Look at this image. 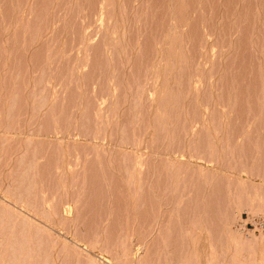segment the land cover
<instances>
[{
    "label": "rangeland",
    "instance_id": "374dc122",
    "mask_svg": "<svg viewBox=\"0 0 264 264\" xmlns=\"http://www.w3.org/2000/svg\"><path fill=\"white\" fill-rule=\"evenodd\" d=\"M261 75L264 0H0V237L33 264H264L234 227L264 198Z\"/></svg>",
    "mask_w": 264,
    "mask_h": 264
},
{
    "label": "bare ground",
    "instance_id": "6f19581e",
    "mask_svg": "<svg viewBox=\"0 0 264 264\" xmlns=\"http://www.w3.org/2000/svg\"><path fill=\"white\" fill-rule=\"evenodd\" d=\"M258 58V57H257ZM257 58H255V59H257ZM260 58V57H259ZM104 62V61H103ZM250 63V62H249ZM104 65V64H103ZM256 65H257V63H256ZM109 66V65H108ZM107 66V67H108ZM261 68V67H260ZM103 69V68H102ZM105 69V68H104ZM108 69V68H107ZM109 72V71H108ZM104 74H105V71H104ZM261 74H262V72H261ZM260 75V74H259ZM107 76V75H106ZM261 77H262V80L261 81H263V87H264V76H262L261 75ZM255 78H257V77H255ZM260 78V77H259ZM260 81V82H261ZM261 85V84H260ZM259 86V85H258ZM261 87H262V85H261ZM261 91H263V89L261 88ZM166 93H168V92H166ZM172 93V92H171ZM264 94V93H263ZM166 95V94H165ZM170 95V94H169ZM254 95V94H253ZM170 97H172V95L171 96H169L168 97V99L170 98ZM256 98V97H255ZM176 99V98H175ZM254 99V98H253ZM164 100V99H163ZM257 100V99H256ZM165 101V100H164ZM164 101H162V103L164 102ZM167 101H169V100H167ZM171 101V100H170ZM173 101V100H172ZM171 101V102H172ZM181 101V100H180ZM166 102V101H165ZM44 103V102H43ZM162 103L160 104L161 105V108L160 109H163L162 108ZM45 104V103H44ZM152 104V103H151ZM180 104V103H179ZM164 105H165V103H164ZM172 105V104H171ZM198 105V104H197ZM168 106H169V103L167 104V108H168ZM254 107V106H253ZM256 107V106H255ZM174 108H175V106H174ZM173 108V109H174ZM159 110V109H158ZM165 110V109H164ZM172 110V109H171ZM177 110V109H176ZM200 110V109H199ZM257 110V109H256ZM168 112V111H167ZM175 112V111H174ZM197 112V111H196ZM156 113H159V112H156ZM174 114V113H173ZM158 115H160V114H157V116ZM157 116L155 117V121H154V123L156 122V124L160 127V122L161 121H159V117L160 116H158V118H157ZM171 116V115H170ZM174 116V115H173ZM197 116V115H196ZM256 116H257V114H256ZM198 117V116H197ZM199 117H200V115H199ZM161 118V117H160ZM196 118V117H195ZM254 118V117H253ZM171 119V118H170ZM99 120H101V119H99ZM161 120V119H160ZM163 120V119H162ZM164 121V120H163ZM166 124V123H165ZM154 126V125H153ZM205 127V126H204ZM158 128V127H157ZM167 129V128H166ZM202 129V128H201ZM160 130V129H159ZM158 130V131H159ZM207 130H209L208 128H207ZM201 131V130H200ZM157 132V131H156ZM193 133V132H192ZM209 133V132H208ZM156 134V133H155ZM158 134V133H157ZM206 134V133H205ZM159 135V134H158ZM201 135V134H200ZM164 136H165V134H164ZM207 136V135H206ZM210 136H211V134H210ZM213 136V135H212ZM211 136V137H212ZM153 137V136H152ZM208 137V136H207ZM202 138V137H201ZM159 140V139H158ZM163 140V139H162ZM169 140H170V136H169ZM214 140V139H213ZM164 141H165V139H164ZM170 143V142H169ZM208 144H210L211 145V142L209 143V140H208ZM205 145V144H204ZM156 146V145H155ZM170 146V145H169ZM202 149V148H201ZM157 150V149H156ZM60 156V155H59ZM58 158H60L61 159V157H58ZM98 162V161H97ZM110 162V161H109ZM68 164H70L69 163V161H68V159L67 158H65V157H63V159H61V160H59L58 159V161H56L53 165H55L54 166V168H59V167H61L62 169H68V167H67V165ZM97 164H99V163H97ZM126 164V163H125ZM137 164V165H136ZM135 164V168L136 167H138L139 166V163H138V161H137V163ZM59 165V166H58ZM94 165V164H93ZM112 165V164H111ZM131 165H133L132 163H131ZM31 166V165H30ZM66 168H65V167ZM126 166V165H125ZM98 167V166H97ZM60 169V168H59ZM131 169V168H130ZM137 169V168H136ZM104 170V169H103ZM108 170V169H107ZM94 171V170H93ZM128 171V170H127ZM96 172V171H95ZM124 172V171H123ZM130 172V171H129ZM93 173V172H92ZM125 173V172H124ZM144 174V173H143ZM176 174V173H175ZM98 175V174H97ZM109 175V174H108ZM147 175H148V172H147ZM202 175V174H201ZM96 176V175H95ZM99 176V175H98ZM114 176V175H113ZM150 176V175H149ZM92 177V176H91ZM119 177V176H118ZM134 177V176H133ZM144 177V176H143ZM95 178V177H94ZM124 178V177H123ZM123 178H122V180H123ZM147 178V177H146ZM173 178V177H172ZM95 179H98V180H103V181H101L102 183L103 182H105L104 181V174H100V177H98V178H95ZM94 179V180H95ZM108 179V178H107ZM117 179V178H116ZM126 179V178H125ZM140 179V178H139ZM135 180V179H134ZM120 181V180H119ZM117 182V181H116ZM134 182V181H133ZM175 182V181H174ZM180 182V181H179ZM206 183V182H205ZM25 184V183H24ZM119 184H120V182H119ZM122 184V183H121ZM168 184H170V183H168ZM181 184V183H180ZM107 185V184H106ZM179 185V184H178ZM184 185V184H183ZM199 185V184H198ZM201 185H202V183H201ZM110 186V185H109ZM133 186V185H132ZM131 186V187H132ZM162 186V185H161ZM174 186H175V183H174ZM180 186V185H179ZM140 187V186H139ZM164 187V186H163ZM170 187H171V185L169 186V188H168V186H167V188H168V190H171L170 189ZM177 187V186H176ZM181 187V186H180ZM185 187V186H184ZM183 186H182V188H184ZM203 187H204V185H203ZM202 187V188H203ZM147 190L148 191H151L152 192V194L154 193L155 194V192H154V189L152 188V184L150 183L148 186H147ZM35 189V188H34ZM54 189V188H53ZM125 189V188H124ZM113 190V189H112ZM134 190V189H133ZM173 190H177V189H173ZM180 190H181V188H179V192L177 193V194H179V193H181L180 192ZM203 190V189H202ZM140 191H141V187H140ZM136 192V191H135ZM173 193V192H172ZM176 193V192H175ZM175 193H173V194H175ZM64 194V193H63ZM185 194V193H184ZM199 194V193H198ZM144 195H146V194H144ZM151 195V194H150ZM157 195V194H156ZM172 195V194H171ZM176 195V194H175ZM175 195H174V197H175ZM181 195V194H180ZM197 195V194H196ZM148 196V195H147ZM152 196V195H151ZM155 196V195H154ZM177 196V195H176ZM180 197V196H179ZM178 197V198H179ZM200 197V196H199ZM148 198V197H147ZM155 198V197H154ZM259 198V197H258ZM130 199V198H129ZM175 200H176V197L174 198ZM255 199V198H254ZM109 200V199H108ZM137 200V199H136ZM135 200V201H136ZM139 200V199H138ZM147 200H150V199H147ZM155 200V199H154ZM124 201V200H123ZM129 201V200H128ZM132 201V200H131ZM152 201V200H151ZM157 201V200H156ZM168 202H170L169 201V199L167 200ZM197 201V200H196ZM203 201V200H202ZM33 202H34V200H33ZM118 202V201H117ZM134 202V201H133ZM181 202V201H180ZM38 203V202H37ZM147 203V202H146ZM174 203V202H173ZM131 204V203H130ZM136 204V203H135ZM152 204V203H151ZM198 204H199V201H198ZM170 205V204H169ZM168 204H167V206H165L167 209H168V211H165V212H163V210L161 209L162 207H159L158 209L156 208H154L155 210H156V213L154 214V216H155V218H157V221L158 220H165V223H164V227H163V230L164 231H168L169 229H170V219L168 218V219H166V218H164L166 215H168V216H170L169 214H171V209H170V207L172 208V206H173V204L171 203V205L169 206ZM197 205V204H196ZM138 206V205H137ZM128 207V206H127ZM182 208H183V206H181ZM251 207V212H252V214L254 213V214H257V213H259L262 209H264V198L263 199H259L257 202L255 201V204H253L252 206H250ZM128 208H130L131 210H133L134 209V205L133 204H131V206H129ZM142 208V207H141ZM152 208V207H151ZM176 208V207H175ZM184 208L185 209H188V208H186L185 206H184ZM201 208H203V207H201ZM136 209V208H135ZM138 209V208H137ZM136 209V210H137ZM153 209V208H152ZM151 209V210H152ZM185 209H183V210H185ZM149 210V209H148ZM151 210H149L150 212H152ZM182 210V211H183ZM140 211H142V210H140ZM139 211V209H138V213H141ZM145 211V210H144ZM149 211H146V213L148 212L149 213ZM173 211V210H172ZM180 211V210H179ZM181 211V212H182ZM186 211V210H185ZM112 212V211H111ZM143 212V211H142ZM175 212V211H174ZM180 212V213H181ZM58 213V212H57ZM121 213V212H120ZM185 213V214H184ZM186 213H187V211L186 212H183V215H185L186 216ZM132 214H133V212H132ZM144 214V213H143ZM176 214V213H175ZM188 214V213H187ZM135 215V214H134ZM139 215V214H138ZM165 215V216H164ZM181 215V214H180ZM179 215V216H180ZM183 215L181 216V217H179V218H181V220L179 219V221H180V224H175V226L176 225H178L176 228L180 231V234H181V236H186L187 235V233L188 232H186V230H185V228H184V226H185V222H186V220H185V218H183ZM143 216V215H142ZM164 216V217H163ZM8 217V216H7ZM136 217V216H135ZM138 217H140V216H138ZM133 218V217H132ZM152 218V217H151ZM163 218V219H162ZM184 220H183V219ZM186 218H187V216H186ZM202 215L201 216H199V217H197V218H194V224L195 225H199L200 223H202ZM13 220V219H12ZM152 220H153V218H152ZM11 221V220H10ZM14 221V220H13ZM124 221V220H123ZM12 222V221H11ZM172 222V221H171ZM176 223V222H175ZM16 224H17V222H16ZM8 226H9V224H8ZM174 226V227H175ZM181 226V227H180ZM181 228V229H180ZM174 230V229H173ZM8 231V230H7ZM22 232V233H21ZM21 232H19L17 235L14 233H12L11 232V234L9 235H7V237H9V239L8 240H10L9 242L11 243V244H13L14 243V245H12V246H14L15 248H16V245H18V254L19 255H13L15 252H13V254H10V256H4L3 255V253H1V252H3V251H1V249H6L5 247H7L6 245H5V247L4 246H2V244L4 243V244H6L7 242H8V240H6V239H4V237H5V235L3 236L2 235V237H0V254H2L4 257H1L0 256V264H33V262L32 263H30L29 262V260H28V262L29 263H27L26 262V259L24 258L25 257V255H26V257H31V255L30 254H32V253H29L30 251L29 250H27V251H29V252H27L26 250H25V253H24V247L25 248H27L26 246H25V244H26V242H27V238L25 237V235L27 234V233H24V231H21ZM1 233V232H0ZM16 233H17V231H16ZM13 234V235H12ZM20 234V235H19ZM24 236V237H23ZM26 239V240H25ZM6 240V241H5ZM228 241H230V240H233V237L231 236V235H229L228 236V239H227ZM11 241H13V242H11ZM15 241H16V243H15ZM26 241V242H25ZM43 241V240H42ZM39 243V242H38ZM3 244V245H4ZM11 244H9V247H11L10 245ZM8 245V244H7ZM252 246V245H251ZM3 247V248H2ZM246 247V246H245ZM12 248V247H11ZM15 248L13 249V250H15ZM29 248V247H28ZM231 249H232V247H228V251H231ZM242 249V248H241ZM248 249V248H247ZM243 250V249H242ZM20 251V252H19ZM33 251V250H32ZM213 252L210 254L211 256H209L210 258L208 259L209 261H210V259H211V257H212V259L213 260H217L218 258L215 256L216 255V253L214 252V250H212ZM34 252H36V251H34ZM7 253V252H6ZM38 254V253H37ZM23 255V256H22ZM28 255V256H27ZM243 258V257H242ZM207 260V261H208ZM224 260L225 261H227L226 259H223L221 262L222 263H220V262H218V261H220V260H218L217 261V263H220V264H224L223 262H224ZM244 260V259H243ZM37 261V260H36ZM35 263V262H34ZM208 264V263H207ZM211 264V263H210ZM227 264V263H226Z\"/></svg>",
    "mask_w": 264,
    "mask_h": 264
},
{
    "label": "built area",
    "instance_id": "2783aa9c",
    "mask_svg": "<svg viewBox=\"0 0 264 264\" xmlns=\"http://www.w3.org/2000/svg\"><path fill=\"white\" fill-rule=\"evenodd\" d=\"M235 230L243 237L264 234V209L255 215L241 212L234 225Z\"/></svg>",
    "mask_w": 264,
    "mask_h": 264
}]
</instances>
